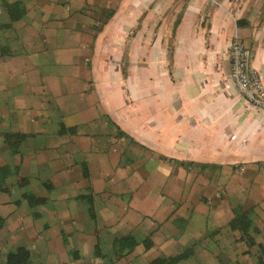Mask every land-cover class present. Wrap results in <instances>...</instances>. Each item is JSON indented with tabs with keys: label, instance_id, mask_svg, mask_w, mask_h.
<instances>
[{
	"label": "crops",
	"instance_id": "0c3cea01",
	"mask_svg": "<svg viewBox=\"0 0 264 264\" xmlns=\"http://www.w3.org/2000/svg\"><path fill=\"white\" fill-rule=\"evenodd\" d=\"M15 1L0 0V257L80 264L69 248L99 242L117 264H258L264 109L231 43L264 84V0H18L8 25ZM239 206L253 245L230 227Z\"/></svg>",
	"mask_w": 264,
	"mask_h": 264
},
{
	"label": "trees",
	"instance_id": "16d2710c",
	"mask_svg": "<svg viewBox=\"0 0 264 264\" xmlns=\"http://www.w3.org/2000/svg\"><path fill=\"white\" fill-rule=\"evenodd\" d=\"M5 8L9 14L10 21L8 25H11L13 22L21 19L24 15V5L21 1H15V2H7L5 4ZM123 134V133H122ZM6 173L5 170L0 169V176H4ZM252 211L251 210H243V207H237L236 209V215L230 222V227L233 229H239L243 232V238L244 240H247L250 245H253L255 243V239L250 234L251 232L256 231L255 228L252 226L251 221ZM0 224V228H1ZM138 244L137 239L134 235L128 234L126 236L116 238L113 241V247L116 250H133ZM145 247L150 248L153 245L152 240L150 237L144 240ZM186 253H182L175 256H166L162 255L154 260H152L148 264H176L183 256H185ZM30 257V252L27 249L20 248L18 253L16 254V264H26L27 260ZM262 258V257H261ZM260 264H264V260H260Z\"/></svg>",
	"mask_w": 264,
	"mask_h": 264
},
{
	"label": "built area",
	"instance_id": "2783aa9c",
	"mask_svg": "<svg viewBox=\"0 0 264 264\" xmlns=\"http://www.w3.org/2000/svg\"><path fill=\"white\" fill-rule=\"evenodd\" d=\"M231 76L243 96L258 108L264 109V84L258 71L251 66V53L238 39L231 43Z\"/></svg>",
	"mask_w": 264,
	"mask_h": 264
},
{
	"label": "rangeland",
	"instance_id": "374dc122",
	"mask_svg": "<svg viewBox=\"0 0 264 264\" xmlns=\"http://www.w3.org/2000/svg\"><path fill=\"white\" fill-rule=\"evenodd\" d=\"M0 224L2 225L3 223L0 222ZM251 227H253V225ZM2 228H3V225L1 226L0 230ZM53 243H54V248H56V249L53 250L52 253L54 255H57V252H58L57 250L59 249V246L61 244L63 245V237H62L60 245L58 247H56V245H57L56 240H54ZM20 248L27 249L30 252V250L25 245L18 246L15 251H11V252H13L12 254H10V252H9L7 256L0 257V264H16V262H15L16 254L18 253ZM68 253H69L70 258L80 260V264H117L118 261L123 262V260L125 259V257H123V255L118 256L116 254H113L112 257L109 256L110 254H109L108 250L105 249L104 247H102L99 242L97 243V245L94 249L93 255L81 257V255L79 254V250L77 248H69ZM184 253H186V252H184ZM256 258H257L258 264H260L261 259L264 260L263 256H257ZM58 262L60 264H63V263H61L60 256H58ZM58 262H53L52 264H58ZM26 264H32L31 252H30V257L27 260Z\"/></svg>",
	"mask_w": 264,
	"mask_h": 264
}]
</instances>
